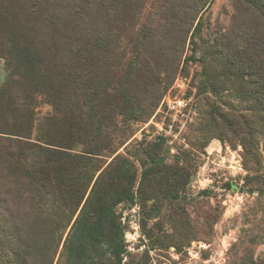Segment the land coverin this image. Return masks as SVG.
Masks as SVG:
<instances>
[{
    "label": "trees",
    "instance_id": "obj_1",
    "mask_svg": "<svg viewBox=\"0 0 264 264\" xmlns=\"http://www.w3.org/2000/svg\"><path fill=\"white\" fill-rule=\"evenodd\" d=\"M228 1L229 24L183 58L212 0H0V264H151L210 244L223 208L187 188L214 140L240 148L256 193L225 264H264V0ZM189 61V147L142 141L139 169L118 151ZM120 205L138 207L142 252L127 249Z\"/></svg>",
    "mask_w": 264,
    "mask_h": 264
},
{
    "label": "rangeland",
    "instance_id": "obj_2",
    "mask_svg": "<svg viewBox=\"0 0 264 264\" xmlns=\"http://www.w3.org/2000/svg\"><path fill=\"white\" fill-rule=\"evenodd\" d=\"M158 11L159 8L153 11L149 23L153 24L155 22ZM230 14L231 9L228 0H212L210 7L201 15L200 31L195 33L192 38L190 34L189 39L191 38V41L188 40L187 42L183 58H189L193 50L199 56L202 47L200 37H205L207 27L215 30L220 25L222 27L227 26ZM193 42L195 46H193ZM187 70L188 76L185 75L184 77L182 73H179L178 75L182 79L175 83L177 75L165 95L171 91L173 95L176 94L175 96L181 97L183 93L192 91V95L188 97L191 99L193 106L196 99L194 98L195 91L190 86V80L194 73L201 70V64L189 61ZM4 76L3 64L0 61V85ZM48 111L45 106H40L38 109L40 115L46 114ZM194 116L193 108L184 112V116L174 123L173 134L171 135H165L163 131L160 132L153 126L156 120H159V118L161 120V115L156 116L150 124L133 123L134 135L120 148L118 154L129 157L141 169L142 155L139 144L142 141L152 142L163 137L164 145L169 149L170 154H174L181 146L183 149H188L189 146L185 141V137L188 133V124L193 121ZM192 163V177L187 188V196L197 197L201 192L209 191L211 203H220L223 208L222 218L215 226V235L210 244L194 242L184 249V253L178 255L172 252L165 254L151 253V264H225L227 251L231 244L236 241L242 223H245L247 208L255 200L256 193L251 195L242 187V177L245 172L241 166L240 148L232 150L214 140L210 142L203 153L195 155ZM227 184L233 186V188L227 189ZM133 209L134 207L130 208L125 205H120L117 208V212L121 214L124 240L130 253L142 252L144 248L142 246L137 248V245H140L138 214L134 215L133 212L136 213V210ZM259 250L264 249L261 247ZM204 252H208L207 259L203 258ZM125 261L126 258H124ZM56 264H66V259L61 256Z\"/></svg>",
    "mask_w": 264,
    "mask_h": 264
},
{
    "label": "built area",
    "instance_id": "obj_3",
    "mask_svg": "<svg viewBox=\"0 0 264 264\" xmlns=\"http://www.w3.org/2000/svg\"><path fill=\"white\" fill-rule=\"evenodd\" d=\"M180 79L182 78L180 75H178L175 83H178ZM175 95H173L171 91H169L168 94L163 97L159 107L152 116L151 121L149 120L146 123V124L152 123V120H154L156 116L161 115V120L160 118L159 120H156L153 126H155V128H157L160 132L163 131L165 135L173 134L172 129L174 123L177 122L180 117L184 116V112H187L188 110L190 111L192 109L191 99L187 97L186 92L183 93L181 97ZM134 209L136 210V213L135 212L133 213L134 215H137L138 207L134 206Z\"/></svg>",
    "mask_w": 264,
    "mask_h": 264
},
{
    "label": "water",
    "instance_id": "obj_4",
    "mask_svg": "<svg viewBox=\"0 0 264 264\" xmlns=\"http://www.w3.org/2000/svg\"><path fill=\"white\" fill-rule=\"evenodd\" d=\"M247 193H249L248 191H246Z\"/></svg>",
    "mask_w": 264,
    "mask_h": 264
}]
</instances>
